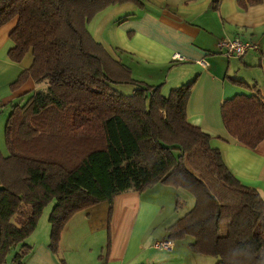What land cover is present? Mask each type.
I'll return each mask as SVG.
<instances>
[{
	"label": "trees",
	"instance_id": "16d2710c",
	"mask_svg": "<svg viewBox=\"0 0 264 264\" xmlns=\"http://www.w3.org/2000/svg\"><path fill=\"white\" fill-rule=\"evenodd\" d=\"M262 2L239 0L244 7ZM127 4L147 8L145 0H0V29L16 23L9 61L32 58L12 88L30 79L41 86L13 107L5 128L0 264H26L33 252L27 240L51 203L49 248L58 255L75 214L160 184L195 198L168 229L169 242L192 239L191 250L215 264H264V197L232 173L210 134L189 123L196 80L165 96L162 86L133 78L118 50L111 53L89 31L98 14ZM234 83L251 94L222 103L223 123L231 137L255 149L264 141V99L256 86ZM120 85L133 86V93H121Z\"/></svg>",
	"mask_w": 264,
	"mask_h": 264
},
{
	"label": "crops",
	"instance_id": "0c3cea01",
	"mask_svg": "<svg viewBox=\"0 0 264 264\" xmlns=\"http://www.w3.org/2000/svg\"><path fill=\"white\" fill-rule=\"evenodd\" d=\"M214 2L145 0V10L127 4L112 6L103 12L112 10L111 14H117L115 24L126 15H136L115 28L122 48L117 49L116 57L124 62L125 58L136 62V57L148 61L139 76V79L145 78V81L140 79L142 82L148 84L149 78L163 75L165 70H168L167 80L158 81L167 83L168 89L170 85L171 90L196 80L187 105L189 123L210 134L211 145L221 151L232 173L264 197V141L255 149L243 146L229 135L221 114L225 100L241 93L251 94L236 85L235 79L256 86L264 99V0L259 5L246 7L239 0H221L218 11L213 8ZM15 26L14 21L0 29V66L7 64L16 76L31 63L24 61L12 67L19 70L10 67L14 63L8 59L12 45L9 36ZM89 31L104 45L103 40L95 38L92 28ZM234 38L257 47L239 58L241 63H232L218 49L221 41ZM105 48L111 53L116 51ZM176 56L181 59L177 60ZM202 60L208 62L207 68L200 65ZM131 68L134 75L135 64ZM158 81L152 80L151 86H157ZM36 89L38 86L30 79L11 98L23 97ZM163 188L120 194L112 204L101 203L75 214L63 228L58 255L49 248V220L41 221V231L37 232V228L28 242L33 252L26 264H210L211 257L191 250L192 239L167 240L172 225L156 233L157 214L162 211L156 200L166 192ZM159 243H170L171 247L159 249L156 247Z\"/></svg>",
	"mask_w": 264,
	"mask_h": 264
},
{
	"label": "rangeland",
	"instance_id": "374dc122",
	"mask_svg": "<svg viewBox=\"0 0 264 264\" xmlns=\"http://www.w3.org/2000/svg\"><path fill=\"white\" fill-rule=\"evenodd\" d=\"M132 5V4H131ZM134 6V5H132ZM112 10H108L107 12H103L102 14L96 16L88 25V29L90 30V28H92L93 32H94V36L97 40H103L104 41V45L108 48V49H120L122 50V48L120 47V43H118V40L116 39L115 36V28H119L121 26H123L125 23L120 24L116 23L115 24V20L117 17H115L117 14H111ZM124 15V14H123ZM116 25V26H114ZM94 27V28H93ZM96 30H98V32H96ZM113 54L115 53V50H112ZM253 53V52H251ZM228 60H231L232 63H241L240 60H238L239 58H232V57H227L226 55H224ZM5 58V56H4ZM136 62H129L127 61V59L125 58V62L127 64H129L132 67V64H135V72L133 75V78L141 81L144 80L145 78H140L139 76L142 75V69L147 68L145 67V65L148 64V61H144L141 59H138L137 57L134 58ZM32 62V58L31 55H28L25 59V64H30ZM10 64V63H9ZM138 64H140L141 66H138ZM12 67H18L16 66L17 64H10ZM0 151L4 156H8V148L6 145V140H5V128H6V124L8 121V118L12 112V109L15 105H17L18 103L20 104H24L27 99L28 96H21V97H16L12 100L11 97H13V95L18 91L17 89H13L12 88V84L18 79L19 75L17 74L16 76L13 75V72L9 69V66L7 64H3L0 66ZM12 69H18V68H12ZM233 69V66L232 68ZM19 70V69H18ZM232 71V70H231ZM19 73H21V70H19ZM144 74V73H143ZM138 76V77H137ZM147 76V75H145ZM168 70L163 71V75H159V76H155V78L150 79L149 78V82L148 84H152L150 83L152 80H167L168 78ZM234 76H236V73L234 74ZM240 76V75H238ZM148 78V77H147ZM161 81H158L157 83H155L157 86H162V93L165 96H168L170 94V85H169V89H168V84L167 83H160ZM38 88H41V86H38ZM117 89L126 95L132 94L134 91V87L131 85H120L117 87ZM154 187H164L166 188V192H163V195L161 197H158L156 202L157 204L161 205L162 207V211L161 214H157L158 218L156 219V224L155 227L157 228L156 233H161L162 229L164 226H171L174 225L180 218H182L190 209L193 208L194 204H195V198L194 196L189 193L186 190L183 189H177L174 187H167L164 185H156ZM163 188V189H164ZM178 202H180V206L177 204ZM54 206V203H51L48 207H46L44 209V212L42 214V217L40 218L39 224H38V231H41V221H44L45 219H48V216L50 215L52 208ZM35 230V232H36ZM34 232V233H35ZM33 235V234H32ZM31 237L27 240L29 242V240H31ZM211 263L210 264H214L215 263V258L211 257Z\"/></svg>",
	"mask_w": 264,
	"mask_h": 264
},
{
	"label": "built area",
	"instance_id": "2783aa9c",
	"mask_svg": "<svg viewBox=\"0 0 264 264\" xmlns=\"http://www.w3.org/2000/svg\"><path fill=\"white\" fill-rule=\"evenodd\" d=\"M257 47L249 42H245L240 38H234V39H225L221 41L218 45V49L220 53L226 55L227 57L232 58H242L244 57L250 50H254ZM177 60H180V56H176ZM200 65L207 68L208 62L205 60H202L199 62ZM159 249H168L171 247L170 243H159L156 245Z\"/></svg>",
	"mask_w": 264,
	"mask_h": 264
}]
</instances>
